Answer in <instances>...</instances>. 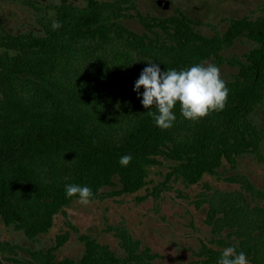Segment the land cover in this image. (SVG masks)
I'll list each match as a JSON object with an SVG mask.
<instances>
[{
	"label": "trees",
	"instance_id": "1",
	"mask_svg": "<svg viewBox=\"0 0 264 264\" xmlns=\"http://www.w3.org/2000/svg\"><path fill=\"white\" fill-rule=\"evenodd\" d=\"M38 10L40 34L0 33V225L35 242L50 233L59 214L66 217L78 196L67 198L65 186H88L91 202L136 195L158 199L172 183L197 185L217 176L225 164L255 156L264 164V133L254 115L264 104V18L234 19L223 34L207 37L187 16L158 19L142 15L137 0H85ZM135 12V15L131 13ZM135 18L143 33L129 30L123 19ZM62 26L53 30V21ZM246 38L257 47L239 59L223 53ZM158 64L162 71L186 69L211 61L238 68L226 106L197 120L185 119L177 102L173 127L156 126L126 75L137 62ZM149 66V65H146ZM120 92V110L108 106ZM158 114V113H157ZM130 154L127 167L119 163ZM167 162L164 181L148 188L151 169ZM242 192H215L199 198L208 206L211 238L198 256L218 264L223 249L243 251L249 264H264V192L246 177L231 176ZM105 189H113L106 192ZM247 194L251 198H247ZM66 231L47 249H24L0 242V264H157L125 228L111 229L124 257L89 235H79V260H57V252L77 228L67 218ZM19 253L25 258L18 260Z\"/></svg>",
	"mask_w": 264,
	"mask_h": 264
},
{
	"label": "rangeland",
	"instance_id": "2",
	"mask_svg": "<svg viewBox=\"0 0 264 264\" xmlns=\"http://www.w3.org/2000/svg\"><path fill=\"white\" fill-rule=\"evenodd\" d=\"M112 1V0H104ZM164 1L166 10L158 8L157 3ZM73 4L83 8L85 0H0V33L12 35L40 34L37 23L41 15L38 10L49 6ZM138 10L142 15L165 19L179 13L189 17L195 24V29L207 36L223 34L234 19L255 21L264 18V0H137ZM42 9V10H43ZM135 15V12L131 13ZM123 24L129 30L143 33L144 27L135 18L123 19ZM257 45L241 38L234 46L223 53L225 59H239L255 49ZM212 64L211 61L207 62ZM148 62H137L126 75L130 83L135 85L142 70ZM221 78L232 82L238 74V68L224 64L218 67ZM109 101L111 109L120 110L123 97L120 92L114 93ZM255 124L264 133V104L254 115ZM264 155V145H263ZM169 163L164 162L159 167L151 169L148 188L152 190L164 181L169 172ZM231 176L246 177L258 190L264 192V164L255 156L246 155L238 158L235 167L225 164L219 169L217 176H206L197 185H187L183 182L172 183L171 189L158 199L148 198L143 202L137 197L147 195L143 189L136 195L108 197L88 205L75 201L66 215L59 214L50 233L41 236L37 241L28 240L22 232L0 225V242H7L24 249L47 250L53 245L54 238L66 231L67 218L77 228L78 233L71 232L70 241L57 252V260L71 258L79 260L84 253V246L79 241V235H89L99 243L108 245L119 256L124 257L119 240L114 237L111 229L125 228L135 240L141 243L143 249L149 248L158 256L157 264H204L198 256L202 242L210 240V228L206 224L208 206H199V198L209 197L215 192H242V185L231 183ZM113 189H105L106 192ZM247 198H251L247 194ZM264 206V204H263ZM18 260L25 255L19 253ZM4 264H16L4 262Z\"/></svg>",
	"mask_w": 264,
	"mask_h": 264
},
{
	"label": "clouds",
	"instance_id": "3",
	"mask_svg": "<svg viewBox=\"0 0 264 264\" xmlns=\"http://www.w3.org/2000/svg\"><path fill=\"white\" fill-rule=\"evenodd\" d=\"M62 25L52 22V29L57 30ZM139 78L135 82L134 91L140 96L143 87L141 103L148 109L154 106L157 111H148L160 129L173 127L176 115L174 108L179 102L180 112L185 119L197 120L208 116L213 111H222L227 102L229 89L221 78L220 69L210 63H200L182 70L167 69L162 71L158 64L148 61ZM158 113V114H157ZM132 161L130 154L123 155L119 163L127 167ZM67 198L78 196L79 203L88 205L93 192L88 186L68 184L65 186ZM218 264H249L246 254L237 253L235 247H226L218 260Z\"/></svg>",
	"mask_w": 264,
	"mask_h": 264
},
{
	"label": "water",
	"instance_id": "4",
	"mask_svg": "<svg viewBox=\"0 0 264 264\" xmlns=\"http://www.w3.org/2000/svg\"><path fill=\"white\" fill-rule=\"evenodd\" d=\"M158 8H161L162 10H166L167 6L165 5L164 1H159L157 3Z\"/></svg>",
	"mask_w": 264,
	"mask_h": 264
}]
</instances>
